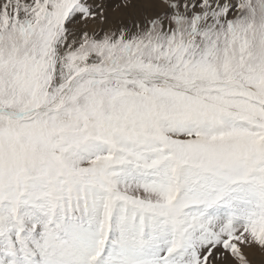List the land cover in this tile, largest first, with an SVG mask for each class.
<instances>
[{"label": "snow or ice", "instance_id": "6c2138e0", "mask_svg": "<svg viewBox=\"0 0 264 264\" xmlns=\"http://www.w3.org/2000/svg\"><path fill=\"white\" fill-rule=\"evenodd\" d=\"M0 264H264V0H0Z\"/></svg>", "mask_w": 264, "mask_h": 264}, {"label": "rangeland", "instance_id": "374dc122", "mask_svg": "<svg viewBox=\"0 0 264 264\" xmlns=\"http://www.w3.org/2000/svg\"><path fill=\"white\" fill-rule=\"evenodd\" d=\"M255 259H256L257 261H259V260L261 259V257L259 256V254H258V253L256 254V257H255Z\"/></svg>", "mask_w": 264, "mask_h": 264}]
</instances>
